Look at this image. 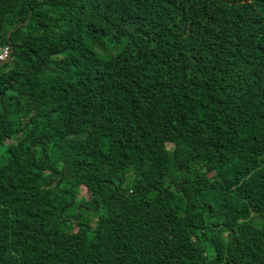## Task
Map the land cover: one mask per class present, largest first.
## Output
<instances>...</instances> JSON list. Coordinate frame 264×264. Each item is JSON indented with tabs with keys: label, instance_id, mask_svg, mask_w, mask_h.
<instances>
[{
	"label": "trees",
	"instance_id": "obj_1",
	"mask_svg": "<svg viewBox=\"0 0 264 264\" xmlns=\"http://www.w3.org/2000/svg\"><path fill=\"white\" fill-rule=\"evenodd\" d=\"M11 45L0 264H264V0H0Z\"/></svg>",
	"mask_w": 264,
	"mask_h": 264
},
{
	"label": "rangeland",
	"instance_id": "obj_2",
	"mask_svg": "<svg viewBox=\"0 0 264 264\" xmlns=\"http://www.w3.org/2000/svg\"><path fill=\"white\" fill-rule=\"evenodd\" d=\"M85 189L86 188H83L84 192H82L81 201H84L87 198L86 196L88 195V192ZM102 215H105V210H103V209H100V211H86L85 214H84V220L87 223H91V222L97 223L98 220H99V217L102 216ZM92 226L95 227L96 225H92Z\"/></svg>",
	"mask_w": 264,
	"mask_h": 264
},
{
	"label": "built area",
	"instance_id": "obj_3",
	"mask_svg": "<svg viewBox=\"0 0 264 264\" xmlns=\"http://www.w3.org/2000/svg\"><path fill=\"white\" fill-rule=\"evenodd\" d=\"M11 50L10 48L0 49V62L5 61L10 56Z\"/></svg>",
	"mask_w": 264,
	"mask_h": 264
},
{
	"label": "water",
	"instance_id": "obj_4",
	"mask_svg": "<svg viewBox=\"0 0 264 264\" xmlns=\"http://www.w3.org/2000/svg\"><path fill=\"white\" fill-rule=\"evenodd\" d=\"M28 22H29V21H28ZM28 22H27V23H28ZM27 23H25V24H27ZM11 35H12V32L9 33V38L11 37ZM11 48H12V55H11L10 59H9L8 61L4 62V63H1V64H0V67H3V66H5V65H8V64H10V63L12 62V60H13V54H14V52H15V49H14V46H12V45H11Z\"/></svg>",
	"mask_w": 264,
	"mask_h": 264
},
{
	"label": "clouds",
	"instance_id": "obj_5",
	"mask_svg": "<svg viewBox=\"0 0 264 264\" xmlns=\"http://www.w3.org/2000/svg\"><path fill=\"white\" fill-rule=\"evenodd\" d=\"M6 48H10V50H11L10 56L8 57L7 60L0 62V64H1V63H4V62H6V61H8V60L10 59L11 55H12V48H11V46H0V49H6ZM14 53H15V52H14ZM13 59H14V54H13ZM12 62H13V60H12ZM12 62H11V63H12ZM5 66H6V65H5ZM0 68H1V67H0Z\"/></svg>",
	"mask_w": 264,
	"mask_h": 264
}]
</instances>
